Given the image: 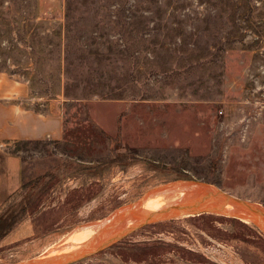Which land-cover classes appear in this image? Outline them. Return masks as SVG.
<instances>
[{
	"label": "rangeland",
	"instance_id": "rangeland-1",
	"mask_svg": "<svg viewBox=\"0 0 264 264\" xmlns=\"http://www.w3.org/2000/svg\"><path fill=\"white\" fill-rule=\"evenodd\" d=\"M0 70L65 124L3 146L24 169L0 210L14 221L0 262L183 179L264 204V0H0ZM234 218L152 222L71 264H264V233Z\"/></svg>",
	"mask_w": 264,
	"mask_h": 264
},
{
	"label": "water",
	"instance_id": "water-1",
	"mask_svg": "<svg viewBox=\"0 0 264 264\" xmlns=\"http://www.w3.org/2000/svg\"><path fill=\"white\" fill-rule=\"evenodd\" d=\"M177 182H185L187 185L185 188V194L182 196L183 198L180 201L173 203L166 209L147 212L141 211L139 209L143 200L142 199L137 203L130 204L115 211L108 218L91 222L88 225L94 224L97 226L99 223H102L101 225L103 226L97 229L96 234L91 239H89V241H87L83 246L71 254L63 255L57 258L34 257L23 260H11L0 262V264H71L104 249L110 244H113L135 228L143 227L149 223L169 219L172 217L195 215L198 213L208 212L204 211V209L208 206L209 201L215 197L228 199L234 205L230 211L222 213L229 214L233 217L242 219L245 222L251 223L264 233V204L261 205L259 202L236 196L222 189L217 184L195 179H183L174 183L160 186L151 190L148 194L166 187H170L171 185H175ZM191 183H194L195 186H190ZM124 212L126 215L129 213L127 216L124 215L125 218L123 217ZM117 217L122 218L120 219ZM129 218H132L135 221L134 225L130 228L120 229L118 225L120 224L121 220H123L124 224V222ZM100 220L102 222H100Z\"/></svg>",
	"mask_w": 264,
	"mask_h": 264
},
{
	"label": "crops",
	"instance_id": "crops-1",
	"mask_svg": "<svg viewBox=\"0 0 264 264\" xmlns=\"http://www.w3.org/2000/svg\"><path fill=\"white\" fill-rule=\"evenodd\" d=\"M29 80L0 70V210L23 182L24 160L3 146L15 140L61 139L64 116L61 107L36 109Z\"/></svg>",
	"mask_w": 264,
	"mask_h": 264
},
{
	"label": "bare ground",
	"instance_id": "bare-ground-1",
	"mask_svg": "<svg viewBox=\"0 0 264 264\" xmlns=\"http://www.w3.org/2000/svg\"><path fill=\"white\" fill-rule=\"evenodd\" d=\"M186 186L187 185L185 184V182H177L175 185H171L170 187H166L156 192H152L151 194H148L146 197L144 196L143 200L140 199L142 200V202L140 204L139 209L141 211H147V212H153V211H158L161 209H166L169 206H171L173 203L180 201L183 198L182 196L185 194ZM190 186L194 187L195 184L191 183ZM233 206L234 205L230 200L215 197L211 201H209V204L204 209V211L227 212V211H230L233 208ZM128 214L129 213H127V215ZM124 215L127 216L125 212L123 214V217L125 218ZM117 218L121 219L122 217H117ZM132 218L127 219L124 222V224H123V220H121L120 224L118 225L120 229L130 228L131 226H133L135 221ZM100 222L102 221L100 220ZM101 224L102 223H99V225L97 226L94 224L93 225L87 224L86 226H83L77 230H74L71 234L65 237L66 241H63L60 244L55 245V246L52 245L53 247H51L47 252L42 254L40 258H57L63 255H67V254H71L75 252L78 248L83 246L87 241H89V239H91L96 234L97 229L103 226Z\"/></svg>",
	"mask_w": 264,
	"mask_h": 264
},
{
	"label": "trees",
	"instance_id": "trees-1",
	"mask_svg": "<svg viewBox=\"0 0 264 264\" xmlns=\"http://www.w3.org/2000/svg\"><path fill=\"white\" fill-rule=\"evenodd\" d=\"M70 16H71V14L68 12V18L69 19H70ZM65 29H66V37H67L68 36V33L70 34V32L72 31V26L70 25V22L69 23L68 22L66 23ZM127 157L128 156L120 155V156H116V157L112 158L111 160L110 159H107V160H104V161H100L98 163L100 165L101 164L106 165L109 162L128 164L129 162H127L128 161V159H126ZM149 161H150L151 165L154 168H157V169L170 168L167 163H163L161 161H156L154 159H149ZM97 164L91 163L90 166H89V168L92 169V170H94L95 169V166H97ZM178 171H179L180 174L184 175V171L183 170L179 169ZM234 219H237V218H234ZM244 223L248 224L247 222H244ZM13 224H14V221L12 222L3 213L0 214V240L9 233V231L11 230Z\"/></svg>",
	"mask_w": 264,
	"mask_h": 264
}]
</instances>
